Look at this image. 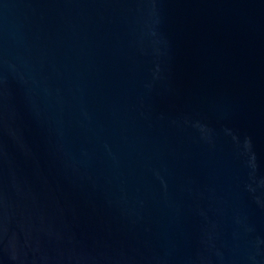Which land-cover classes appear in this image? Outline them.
Wrapping results in <instances>:
<instances>
[{
  "label": "water",
  "instance_id": "water-1",
  "mask_svg": "<svg viewBox=\"0 0 264 264\" xmlns=\"http://www.w3.org/2000/svg\"><path fill=\"white\" fill-rule=\"evenodd\" d=\"M0 264H264V0H0Z\"/></svg>",
  "mask_w": 264,
  "mask_h": 264
}]
</instances>
